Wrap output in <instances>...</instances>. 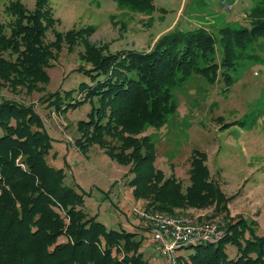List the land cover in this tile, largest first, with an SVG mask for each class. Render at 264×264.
Here are the masks:
<instances>
[{
    "label": "trees",
    "instance_id": "trees-1",
    "mask_svg": "<svg viewBox=\"0 0 264 264\" xmlns=\"http://www.w3.org/2000/svg\"><path fill=\"white\" fill-rule=\"evenodd\" d=\"M113 1L117 7L137 13L153 11L152 0ZM249 1L245 26L222 23L216 34L202 27L173 30L160 36L148 53L124 51L120 57L103 56L84 39L83 30L55 31L47 0H35L31 11L15 0L5 9L10 17L6 29L0 26V81L16 92L17 88L34 91L35 84L48 83L45 70L62 46L67 52L80 46L82 65L77 72L89 84L55 91L42 100L55 110L82 102L89 105V120L79 123L81 136L74 146L85 153L96 145L110 160L127 167L132 197L147 200L152 210L173 214L176 209L212 207L215 214H226L231 198L224 197L210 179L204 154L190 153L188 186L182 189L172 172L165 178L153 167L152 145L142 132L160 127L173 113L170 90L189 75L214 81L211 70H216V50L225 84L231 81L230 73L247 62L264 65V0ZM46 30L52 32L48 43L43 39ZM74 92L79 99L71 98ZM39 124L22 105H0V135L15 138H0V264H144L135 259L141 257L137 234L107 231L96 218L74 210L82 204L83 194L64 185L60 170L44 167L49 145ZM32 125L37 130L34 135L28 131ZM16 161L24 162L28 174ZM222 218L227 220L224 237L215 244L185 247L194 249L190 263L177 260V264H217L226 245L236 247V256L228 260L231 264H264V236L257 237L251 225L238 216ZM60 238L62 242H58Z\"/></svg>",
    "mask_w": 264,
    "mask_h": 264
},
{
    "label": "rangeland",
    "instance_id": "rangeland-1",
    "mask_svg": "<svg viewBox=\"0 0 264 264\" xmlns=\"http://www.w3.org/2000/svg\"><path fill=\"white\" fill-rule=\"evenodd\" d=\"M12 1L15 0H0V26L5 29L10 21L5 9ZM34 1L18 0V3L31 11ZM223 2L152 0L151 14L119 8L113 0H47V9L54 22L53 28L58 33L83 30L84 39L94 49H99L103 56L122 57L124 51L148 53L160 36L173 30L189 31L202 27L216 34V28L222 23L247 25L245 15L250 6L249 0H234L230 11H225ZM43 39L45 43L50 42L52 32L46 30ZM81 51L80 46L71 52L62 46L45 70L48 83L35 84L34 91L25 92L17 88L16 92L0 81V105L4 102L22 105L35 115L40 123L39 131L45 135L49 145L43 160L44 167L60 170L64 175V185L83 194L82 204L75 206L74 210H81L88 218H96L107 231L131 233L127 226H134L138 234L135 242H140L137 251L141 255L135 256V259L144 264H167L163 256L153 251L147 225L132 215L131 207L135 206V202L129 200L127 192L131 176L122 173L127 171V167L110 160L96 145L82 153L73 144L81 136L77 131L79 123L89 120V105L82 102L66 109L62 105L60 110H55L42 102L50 93L75 90L79 83H88L87 78L77 72L82 65L78 55ZM241 52L244 54V50ZM213 57L216 63V70L215 67L211 70L214 81L208 82L197 74L189 75L183 83L170 90L173 113L160 127L143 130L142 136L147 137L152 145L153 167L165 178L172 172L184 186L188 158L196 150L204 154L212 181L224 197L231 198L226 204L229 209L252 203L253 206H264V65L247 62L231 72V81L225 84L219 70L218 50ZM79 96L74 92L71 98L79 99ZM33 126L28 129L31 135L37 131ZM12 136L1 132L0 138L15 139ZM35 148L32 149L31 163L39 149L38 144ZM16 166L28 174L24 162L16 161ZM210 209L201 213L210 215ZM184 214L194 215L192 212ZM220 215L225 214L221 211L207 221L216 224L225 235L223 224L227 220ZM252 230L256 231L257 237L264 236L262 228ZM62 241L61 238L58 240ZM193 251V248H181L174 258L190 263L189 255ZM223 252L217 264H231L228 260L236 256V247L226 245Z\"/></svg>",
    "mask_w": 264,
    "mask_h": 264
},
{
    "label": "built area",
    "instance_id": "built-area-1",
    "mask_svg": "<svg viewBox=\"0 0 264 264\" xmlns=\"http://www.w3.org/2000/svg\"><path fill=\"white\" fill-rule=\"evenodd\" d=\"M224 1L225 11H230L234 0ZM131 212L147 225L153 251L163 256L167 264H177L174 256L181 248L215 244L224 237V232L211 222L193 223L185 216L168 215L137 206L131 207Z\"/></svg>",
    "mask_w": 264,
    "mask_h": 264
},
{
    "label": "crops",
    "instance_id": "crops-1",
    "mask_svg": "<svg viewBox=\"0 0 264 264\" xmlns=\"http://www.w3.org/2000/svg\"><path fill=\"white\" fill-rule=\"evenodd\" d=\"M205 166H207V165L205 164ZM156 170H158V169H156ZM122 173L125 176L126 171H122ZM170 174L171 173H169L167 176H169ZM164 177H166V176H164ZM186 180H187V178H186ZM185 186H188V180H187L186 184L184 186H182V189L185 188ZM127 192H129V200L130 201L133 200L135 202V204H134L135 206L140 207V208H144V209H148V208H146L147 203H148L147 200L142 199V198L134 199L132 197V195H131V188H128ZM238 206L237 207L236 206H232V209H229L227 207V205H226V209H227L226 210V214H225L226 218H235V217L238 216V217L244 219L247 224H250L252 229L253 228L256 229L257 227H260V228H262V231L264 232V206L262 204H260V205H256L255 204L253 206V203L250 206H244V205H243L244 207H238ZM245 207H247V209ZM149 208H151V207H149ZM251 208H253V211H250ZM208 209H210V207ZM205 210L206 209L201 210V209H191V208H188V209H185V210L176 209L174 211V213L170 214V215L176 216V215H180V214L182 215V214L187 213V212H192L194 215H189L188 216V215L184 214L182 216L190 218L193 223H201V222H209V221H207L208 219H211V217H214V216H217V215L220 214V213L215 214L210 209L211 210V214L210 215H204L201 212H204ZM180 212H183V213H180ZM162 213L167 214L165 212H162ZM221 218H222V216H221ZM127 228L130 229L129 231H131V233L137 234V231L134 230V228H135L134 226H132V225L129 226V227L127 226ZM255 234H256V231H255Z\"/></svg>",
    "mask_w": 264,
    "mask_h": 264
}]
</instances>
